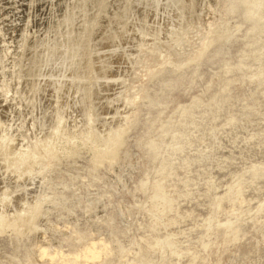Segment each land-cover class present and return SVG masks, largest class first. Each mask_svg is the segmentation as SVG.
Here are the masks:
<instances>
[{
    "label": "rangeland",
    "instance_id": "1",
    "mask_svg": "<svg viewBox=\"0 0 264 264\" xmlns=\"http://www.w3.org/2000/svg\"><path fill=\"white\" fill-rule=\"evenodd\" d=\"M0 69L40 158L0 192L41 205L0 223V264H264V0H0Z\"/></svg>",
    "mask_w": 264,
    "mask_h": 264
},
{
    "label": "bare ground",
    "instance_id": "2",
    "mask_svg": "<svg viewBox=\"0 0 264 264\" xmlns=\"http://www.w3.org/2000/svg\"><path fill=\"white\" fill-rule=\"evenodd\" d=\"M222 26L223 25H221V27ZM206 40H208V39H206ZM128 102L130 103V101H128ZM130 106H132V105L130 104ZM123 107H125V105ZM117 115H119V113ZM122 116H124V115H122ZM113 120H115V119H113ZM91 126H86L85 129H83L82 131L73 133L71 135L72 139L76 140V142L82 141L83 143H96L99 146L105 148V147H109L110 145L114 144L116 142V140L118 139V137H120L125 132L124 129H123L124 124H119V126L114 128L112 131H109V133H107L105 131H104L105 133H102V132H99L98 130H97V132H99V133H96L95 132L96 130H94V127H91ZM14 128H16V127L14 126ZM111 128H113V127L111 126ZM10 129H11L10 125H7V124L3 123L2 120H0V171H1V174L6 179H11V180L12 179H16L17 180V179H20V178H28L29 179V178L34 176V174H35V172L37 170H39L38 167L40 165V158H39L38 154L36 153L35 146H33L34 143H33V145H27V144H23L21 142L16 141V139L14 137L15 135L12 134V131H10ZM64 131H65V129L63 130V133H64ZM54 133H56V132H54ZM65 140H68V139L67 138L63 139L62 137L58 136V137H56V139L50 145L49 148L53 149L55 151H58L60 149V147H61V146L58 145V143H60V142L62 143ZM41 148H44V147H42V145H41ZM39 150H41V149H39ZM45 154H46V152H45ZM42 155H44V154L42 153ZM50 156H51V154H50ZM51 178H53V177H51ZM18 184L19 183H17V185ZM5 187H7V186H5ZM18 188H16V189H18ZM29 188H30V186H29ZM25 189H28V188L25 187ZM21 190H23V189L21 188ZM14 191H15V188H12L11 191L9 189V191L2 190L0 192V223H8V222H11V221H14V220H17L19 222H24L25 220H27L33 214H37V213L41 212L40 211L41 210L40 203L39 204H38V202L37 203H33L32 205L29 206V204L25 203L26 202L25 200H24V203L26 204L25 205L26 208L23 207V208H21L19 210H15V212L13 211L14 213H10L9 211H7L6 208H5L6 207V202L5 201L7 199H9L11 196H13V193H15ZM45 198H43V199H45ZM27 205H28V207H27ZM106 248H107L106 245H101L99 243H94L92 246H90L89 248H87L85 250L84 254H79V255L75 256V258H73L72 261L69 260V258H68V262L76 263V261L79 258H81L82 255H83V257L86 260H90V261L96 260V259L100 258L102 252L104 250H106ZM44 254H47L46 250H45ZM53 258H54V256H53ZM66 258L67 257H65L64 259H66Z\"/></svg>",
    "mask_w": 264,
    "mask_h": 264
}]
</instances>
